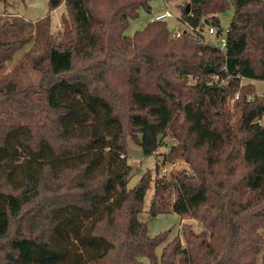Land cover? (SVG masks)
<instances>
[{"label": "trees", "instance_id": "trees-1", "mask_svg": "<svg viewBox=\"0 0 264 264\" xmlns=\"http://www.w3.org/2000/svg\"><path fill=\"white\" fill-rule=\"evenodd\" d=\"M231 7L225 49L204 42ZM48 8L0 26V69L29 41L43 45L28 59L37 82L0 75V264H156L168 232L150 236L139 219L153 176L128 188L127 152L129 138L148 155L165 136L164 160L190 169L155 178L149 214L172 209L200 229L184 223L160 263L264 264V95L241 86L264 79V0H189L177 38L167 19L126 35L151 0Z\"/></svg>", "mask_w": 264, "mask_h": 264}, {"label": "rangeland", "instance_id": "rangeland-1", "mask_svg": "<svg viewBox=\"0 0 264 264\" xmlns=\"http://www.w3.org/2000/svg\"><path fill=\"white\" fill-rule=\"evenodd\" d=\"M189 0H172L165 2L164 0H151V10H140L139 17L131 21L130 26L126 30V35L133 36L137 30H141L148 23V20L157 15L158 13L169 9L174 13V17L167 19L168 26L171 31L181 29L182 22L179 21L177 15L179 12V5H183ZM49 0H0V26L2 23H9L15 17H22L27 21H37L44 18L49 13L48 8ZM66 13L65 5L59 6L57 9L50 13L51 18V30L53 38L58 39V30L61 29V18ZM233 7L229 8L226 12L220 15V23L223 33L228 28L231 18L233 16ZM204 42L211 44H219V39L216 34H207L202 39ZM43 45L35 46L33 40L29 41L26 45L19 47L13 53V57L7 60L6 63L0 69V75L11 73L13 77L23 86L29 83L37 82L40 79V73L35 70L29 63V57L35 56L40 53ZM193 81V80H192ZM254 83L256 94L264 95V79L263 80H248L242 79L241 86ZM240 90V89H239ZM236 95V94H235ZM234 95H230L227 98V106L231 112L235 111ZM175 143L174 139L169 136L164 137V143L152 154L143 155L141 147L135 143V141L129 138L128 142V161L132 166L131 176L128 182V188H132L137 184L140 177L147 170H151L153 180L146 192L144 205L142 211L139 213V219L147 223L148 233L150 236H156L163 232H168V238L166 241L160 243L156 248V255L158 262L160 263V256L164 246L173 239L175 236H182V226L184 223H190L196 229H200V224L193 219L182 218L179 214L172 209L161 212L156 216L149 214V207L151 198L155 188V178L157 176L169 177L172 172L188 170L189 164L183 158H174L173 160L165 161L164 154L167 153L171 145ZM158 170L156 172V166ZM145 264H152L148 258L142 259Z\"/></svg>", "mask_w": 264, "mask_h": 264}, {"label": "built area", "instance_id": "built-area-1", "mask_svg": "<svg viewBox=\"0 0 264 264\" xmlns=\"http://www.w3.org/2000/svg\"><path fill=\"white\" fill-rule=\"evenodd\" d=\"M170 17H174V14L171 10L169 9H166L160 13H158L157 15L151 17L148 22H153L155 20H165V19H168ZM185 26L184 23H182V28ZM182 28L181 29H177V30H174L172 31V36L177 38V37H180L181 36V33H182ZM207 34H211V35H214L216 34V36H218V39H219V44H218V47L221 49V50H224L225 47H226V35H227V32H228V28L225 30V32L223 33V30L218 33L217 31V28L215 26H210L207 30H206ZM218 79V78H217ZM224 81H221L220 84H223ZM239 97V91L236 93L234 99H237ZM257 122L258 123H261V124H264V115L261 117V118H258L257 119Z\"/></svg>", "mask_w": 264, "mask_h": 264}, {"label": "water", "instance_id": "water-1", "mask_svg": "<svg viewBox=\"0 0 264 264\" xmlns=\"http://www.w3.org/2000/svg\"><path fill=\"white\" fill-rule=\"evenodd\" d=\"M188 7H189V5H188Z\"/></svg>", "mask_w": 264, "mask_h": 264}]
</instances>
